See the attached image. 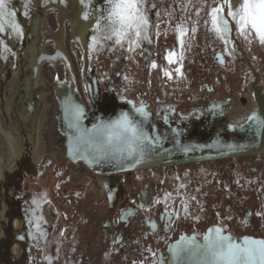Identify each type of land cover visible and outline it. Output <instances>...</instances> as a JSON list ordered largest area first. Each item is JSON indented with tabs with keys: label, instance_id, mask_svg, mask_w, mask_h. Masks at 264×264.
Instances as JSON below:
<instances>
[{
	"label": "flooded vegetation",
	"instance_id": "1",
	"mask_svg": "<svg viewBox=\"0 0 264 264\" xmlns=\"http://www.w3.org/2000/svg\"><path fill=\"white\" fill-rule=\"evenodd\" d=\"M219 3L221 0H145L150 42L141 41L134 51H128L126 43L122 48L111 39L116 63L107 78L100 79L98 66H91L89 46L95 32L88 37V75H95L98 82L93 101L86 84L90 122L127 115L152 139L141 162L150 166L119 173L108 168L92 171L85 163L68 158L64 135L63 150L50 147L47 125L43 139L49 153L35 161L36 134L26 137L15 167L5 171L1 194L8 178L20 172L26 159L36 168L45 160L53 161L58 169L56 184L63 183L64 201L59 203L67 211L71 257L79 252L74 226L86 233L82 240L93 245L92 253L111 254L116 264L126 260L130 264L141 254L156 255L158 264L160 256H166L182 237L202 243L215 228L238 244L246 238L264 240V151H239L255 139L264 106L260 101L264 100V44L255 33L247 38L238 35L231 21L230 42L217 38L210 30L209 13ZM178 25L186 30L183 48L191 45L195 60L204 62L198 71L204 79L198 96L191 95L187 101L174 96V89L146 88L148 75L154 71L152 64H157L161 52L158 45L180 44ZM253 116L255 119H249ZM8 211L7 221H3L7 225ZM41 216L48 228L60 222L59 211L51 203L43 205ZM21 222L22 229L15 227L16 236L26 243Z\"/></svg>",
	"mask_w": 264,
	"mask_h": 264
},
{
	"label": "rangeland",
	"instance_id": "2",
	"mask_svg": "<svg viewBox=\"0 0 264 264\" xmlns=\"http://www.w3.org/2000/svg\"><path fill=\"white\" fill-rule=\"evenodd\" d=\"M106 2L107 0H91V3L86 5L87 13L92 16V10L94 9L98 12H103ZM31 4L27 6V9H25L23 4V8L21 9V4L16 0H12L10 5L12 11L18 9L21 18L20 23L17 22L14 17L11 21V24H18L23 33L20 35L19 49H14L9 44L8 40H6L7 37L5 35H8L9 30L14 31L9 21H5V31L0 32V46H2L3 49L6 47L11 50L5 52L6 60L8 62H13L12 68H9L7 81L3 82L1 86L2 88H0V108H2V111L5 110V96H9L12 92L10 82L14 70L19 68L22 64L21 78L23 79L24 85L28 77L32 75L31 70L27 69L24 56L21 57L28 42L27 35H25L24 31L25 25L32 15ZM25 11H27V15L25 14ZM48 18L52 27L57 28L56 14L50 12ZM92 32H94V30ZM92 32H90V34ZM113 46L114 44H112V41L108 40L103 44L100 43L97 45L95 50H90L91 66L95 64L98 66L97 74L100 79L109 77L115 66L116 62L114 60ZM68 47L72 56V61L75 65L76 76L78 78V93L84 103L89 105L86 83H84L82 79V57L84 55V50L83 48H80L74 40L70 27L68 31ZM158 49L161 50V52L157 58V64L154 71L148 75L146 80L147 90H152V87H155V89L157 88V90L159 89L161 92L168 88L174 89V96L184 99L185 101H187L191 95L195 94L198 96L199 87L204 82V79L198 75V71L204 67V62L201 60H195L193 47L191 45H186L183 48L179 43L173 46L168 43L162 45L159 44ZM48 50L51 53H56L54 45H48ZM170 54H174L171 58L172 62L169 61ZM53 64V62H48L45 66V74L50 80L47 93H50L51 97L50 100L48 99V102L49 104H52L51 119L47 124L49 126V131L46 133V140L49 142L50 147L53 150H63L65 137L58 129L57 116L60 114V106L53 87L56 83L64 81V65L61 61L58 62L57 67H54ZM177 68L180 69L179 73L176 71ZM166 72L170 75H165ZM158 95L160 96V94ZM31 107L34 110L39 111L41 107V92H36L34 94L31 101ZM22 127L24 126L22 125ZM25 133L28 134V131L25 130ZM55 172H58V169L50 159L45 160L43 164L37 168L31 166L29 160L26 159L21 164L20 172L15 176L8 178V182L4 186V193L1 194L0 200V213L2 212V206L4 204H6V207L9 209L7 214L9 225L5 222H0V230L5 232V237L0 240V264H49V259L51 264H70L73 261V264H116L111 254L92 253L93 245L90 246L91 244L86 243L85 239L82 240L86 233L82 228L81 230H76V226H74L73 231L74 235H77L79 238L75 243L79 252L72 257L68 253L73 241L67 239L69 232L65 227L67 211L65 210L66 207L64 204L59 203L64 201V198H61V195H64L62 193L63 183L62 185L60 182L56 184ZM5 190L7 191L6 194ZM11 193L13 195L15 194V198H12ZM34 201H36V203H34ZM46 203H51L53 206L57 207L60 222L57 224L58 226H55L52 229L48 228L45 221L42 220L40 227L46 233V236L40 238L35 222L37 218L42 217L41 211L43 205ZM37 204L39 207H37ZM16 220L24 222L26 243H20L21 241L18 240L16 236ZM88 229L87 234L91 231L90 228ZM16 244H20L22 247L23 252L20 256H17L13 251ZM120 264L129 263L126 260L120 262ZM130 264H156V255L148 257L142 254L137 255V258L133 259Z\"/></svg>",
	"mask_w": 264,
	"mask_h": 264
},
{
	"label": "snow or ice",
	"instance_id": "3",
	"mask_svg": "<svg viewBox=\"0 0 264 264\" xmlns=\"http://www.w3.org/2000/svg\"><path fill=\"white\" fill-rule=\"evenodd\" d=\"M11 3L12 0H0V32L5 31V21L11 24L12 18L16 15V12L11 10ZM22 3L27 9L32 0H22ZM80 3L87 5L91 3V0H80ZM225 9H227L226 15ZM25 14L27 15V11ZM209 16L210 30L225 44L230 42L229 36L232 31L230 21L235 24L238 35L247 38L249 34L255 33L260 43L264 44V0H236L235 4L232 0H221V3L211 8ZM83 18L88 20L89 14L85 12ZM11 26L17 36L23 34L18 24H11ZM149 26L145 0H107L103 12L95 18L94 32L96 34L92 36V44L89 47L95 50L101 39L115 38L116 45L123 48L126 43L127 50L134 51L141 41L150 42ZM192 31L195 32V29ZM177 32L183 47V36L186 30L178 25ZM9 51L11 50L6 47L3 49V52ZM172 55L174 54L169 55L170 62H172ZM152 67L155 68L156 65L153 63ZM176 71L179 73L180 69L177 68ZM165 75L170 74L166 72ZM75 113V119L78 121L82 115V109L77 107ZM249 119H255V116ZM261 125L264 126V121H261ZM73 126L80 133L77 139L84 140L87 136V142L92 143L101 155L119 153L123 156L127 153L128 157L140 160L145 154V145L152 144V139L144 133L142 128L133 124L127 115H122L117 121L102 124L88 132L82 130L78 123ZM37 207H39L38 204ZM184 211L187 213V206L184 207ZM42 220L43 218L39 217L35 222L40 238L46 236L40 227ZM181 241L182 243L172 249L173 259L180 264H185L186 261H192L193 264H264V240L246 238L242 244H237L231 237L223 236L220 228H215L204 237L203 244L197 243L194 237H182ZM49 264H51L50 259Z\"/></svg>",
	"mask_w": 264,
	"mask_h": 264
},
{
	"label": "bare ground",
	"instance_id": "4",
	"mask_svg": "<svg viewBox=\"0 0 264 264\" xmlns=\"http://www.w3.org/2000/svg\"><path fill=\"white\" fill-rule=\"evenodd\" d=\"M16 1L21 4V0ZM31 5L33 13L25 25L24 31L28 42L21 57L24 56L27 69L31 70L32 75L28 77L24 85L21 78L22 64L14 70L10 82L12 92L9 96H5V110L2 111L0 108V200L1 183L4 180L5 171L9 170L10 172L13 170L12 167H15V160L24 150L23 145L27 140L26 137L29 139L36 134L35 161H39L48 152L43 139L51 107L47 100L50 80L45 74L46 64L53 62L54 67H57L60 61L63 65L66 63L76 76L75 65L68 47L69 27L78 46L84 50L85 42H87L88 49V36L94 30L95 18L98 15L94 9L92 10L93 14L91 13L92 16L89 15V19L85 20L83 15L87 12V7L81 4L80 0H33ZM14 12H16V19L21 22L18 9H14ZM50 12L56 14L57 28H53L49 22ZM5 36L14 49H19L20 36L11 30ZM48 45H54L56 53H51L48 50ZM83 65L84 63H82V68ZM12 66L13 62L6 60L5 52L0 46V88H2V83L7 81L9 68ZM76 79L78 80L77 76ZM36 92H41L42 96L39 111L31 107V101ZM25 130L28 131L26 136ZM2 207L0 222L7 221L5 216L7 208L5 204ZM15 227L17 230L22 229V222L17 220ZM3 237L4 233L0 230V240ZM13 251L17 256H20L22 252L19 245H15Z\"/></svg>",
	"mask_w": 264,
	"mask_h": 264
},
{
	"label": "water",
	"instance_id": "5",
	"mask_svg": "<svg viewBox=\"0 0 264 264\" xmlns=\"http://www.w3.org/2000/svg\"><path fill=\"white\" fill-rule=\"evenodd\" d=\"M86 44L87 42H85L84 55L82 57L84 63L82 68V79L84 83L87 84L88 91L90 92V96L93 101L95 98V91L98 87V82L95 75H88L89 58L87 55ZM78 88V80L76 79L72 68L65 63L64 82L56 83L54 85V90L57 101L60 106V114L57 117L59 123V130L62 135H64L67 139L68 158L74 163L83 162L88 166L90 170L96 172H98L99 169L101 170L103 168H108L111 170V172L119 173L128 170L146 168V166H150L148 164L141 163L145 161L147 155L148 150L146 148V145L145 154L143 158L140 160H136L135 157H128L127 153H125L123 156H121L119 153H116L115 155H101L99 152L96 151L92 143L87 142V136H85L84 140L77 139L80 133H78L76 131V128L73 126L77 123L82 130L88 132L102 124H110L119 119L108 118L107 121H100L99 123H94V121L90 122V114L88 113L87 107L82 98L80 97V94L78 93ZM77 107L82 109V115L80 116L78 121L75 119V109ZM259 118V125L257 126L255 139L239 148V151L243 154L264 151V126L261 125V121H264L263 105L262 112ZM152 165L157 166L158 163H153ZM196 242L199 244L205 243V241L201 243L198 239H196ZM233 242L237 243L235 240H233ZM179 243H182V241L180 240L179 242L171 246L166 256L161 255L158 264H180L179 261H175L173 259L172 253V249ZM185 264H193V262L186 261Z\"/></svg>",
	"mask_w": 264,
	"mask_h": 264
}]
</instances>
